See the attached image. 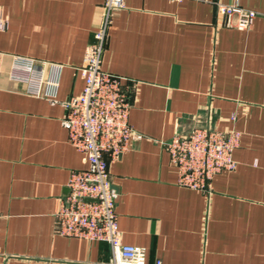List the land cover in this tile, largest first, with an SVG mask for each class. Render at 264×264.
<instances>
[{"label":"crops","instance_id":"crops-1","mask_svg":"<svg viewBox=\"0 0 264 264\" xmlns=\"http://www.w3.org/2000/svg\"><path fill=\"white\" fill-rule=\"evenodd\" d=\"M104 0H0V264H108L107 243L54 233L70 171L85 168L61 125L80 93L79 68ZM216 3L256 13L222 25ZM101 68L132 86L128 123L140 138L108 163L123 244L145 264H264V0H124ZM57 83L52 103L11 81L13 58ZM193 127L241 133L234 170L210 196L176 184L164 143Z\"/></svg>","mask_w":264,"mask_h":264},{"label":"built area","instance_id":"built-area-1","mask_svg":"<svg viewBox=\"0 0 264 264\" xmlns=\"http://www.w3.org/2000/svg\"><path fill=\"white\" fill-rule=\"evenodd\" d=\"M123 8L124 0L103 1L100 23L79 68L82 89L61 102L65 110L61 125L69 144L83 155L85 168L69 173L67 195L60 199L54 214V233L92 244L107 243L108 264H145V249L121 242L115 215L116 193L108 173V163L140 138L128 123L130 81L101 68L108 28L114 15ZM215 9L224 27L239 31L248 30L256 17L254 11L236 5L216 3ZM6 24V19L0 16V31L5 30ZM36 67L30 60L15 57L8 78L27 85L32 95L56 103L52 93L42 92L44 86L54 90L56 81L44 82ZM240 137L241 133L233 128L220 131L208 127H193L185 134L173 135L164 148L177 171L176 184L210 196L213 177L234 170L233 152Z\"/></svg>","mask_w":264,"mask_h":264}]
</instances>
